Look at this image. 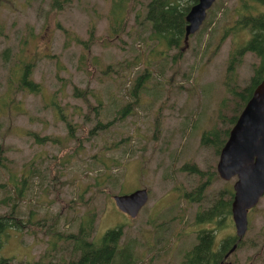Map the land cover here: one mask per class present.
<instances>
[{
    "label": "rangeland",
    "instance_id": "obj_1",
    "mask_svg": "<svg viewBox=\"0 0 264 264\" xmlns=\"http://www.w3.org/2000/svg\"><path fill=\"white\" fill-rule=\"evenodd\" d=\"M241 1L252 2L214 0L202 22L204 33L188 37L179 60L168 57L162 77L159 66L154 65L151 85L140 93L131 115L115 121L105 131L95 133L97 130L93 129L71 152L73 141L65 142L71 129L64 128L50 101L56 98L66 117L73 115L72 120L78 122L76 136L91 128L96 118L109 117L117 104L127 98L124 91L130 77L141 68L140 61L148 48L144 32L142 36L138 34L141 28L130 18L120 34L121 41L102 39L107 32L108 0H69L59 9L51 7L50 0H0V154L4 156L0 196L12 190L10 173L27 174L30 168L33 175L23 199L17 203V211L22 220L30 217V224L34 223L27 229L7 230L0 246L1 258L14 264L35 259L61 264L75 258L76 252L69 254L71 245L67 240H59L52 228L46 233V225L56 222L62 234L73 231L79 216L94 210L91 236L94 234L97 240L106 229L120 226L118 246H133L132 264L178 263L183 250L194 243L197 229L191 218L197 202L184 201L181 192L204 182V199L210 200L214 194L225 197L221 189H231L234 180V176L226 180L212 175L207 178V169L215 170L218 153L211 143L201 144L199 138L204 129L223 127L216 118V107L226 95L222 80L228 53L248 37L246 29L235 33L223 30L232 25ZM258 6L264 10V5ZM91 24L98 43L85 51L73 36L86 39ZM5 47L9 51L3 55ZM150 58L159 61L158 56ZM126 60L136 61V65L126 67ZM25 62L33 63L30 76L41 84L38 93L14 90L15 81H7L8 76L14 80L20 76ZM256 62L253 53L242 56L235 66L236 84L246 85ZM158 81L160 92L155 93ZM73 85L80 89L87 86L86 100L97 104L90 95L93 92L101 105L96 111L98 117L91 113V121L83 125L79 121L86 102L72 95ZM158 109L160 118L156 123ZM31 132L57 135L63 145L57 150L49 143L37 144ZM127 136V140H120ZM93 154L118 160V167L112 172L121 181L120 191L145 188L147 199L134 217L113 204L112 194L118 192V184H93L95 176L101 178L100 168L92 163ZM190 163L203 173L197 175L188 165L184 167ZM199 201V206L205 204L202 198ZM9 209V203L0 204V213ZM179 212L187 219L182 227L175 225ZM247 219L245 233L227 257L230 264H264V194L248 210ZM225 222L220 228L214 225L219 238L234 235L232 222Z\"/></svg>",
    "mask_w": 264,
    "mask_h": 264
},
{
    "label": "trees",
    "instance_id": "obj_2",
    "mask_svg": "<svg viewBox=\"0 0 264 264\" xmlns=\"http://www.w3.org/2000/svg\"><path fill=\"white\" fill-rule=\"evenodd\" d=\"M68 1L69 0H50V6L55 9H59L64 3ZM193 2H195V0H108L107 32L102 39L109 42L115 40L121 41L122 38L120 34L125 30V26L129 19L133 18L134 23L141 28V30L137 31V33L141 35L142 32H144V44L145 46L147 45L148 48L145 49V57L140 61V70L130 77V84L124 91V94L127 96V98L123 102L117 104L113 110L115 112L111 111L109 117H98V113L96 111L101 108V105L98 106L99 98L96 93L90 92V95L95 97L97 100V104H91L86 100V96L89 93L87 86L83 87L82 89L76 87V85L72 86V95L80 97L86 102V109L79 121L80 124L83 125L87 121H91V113L97 114L98 117L96 118L93 126L86 130V132L85 129H83V132L76 136L74 129L75 124L78 122L72 120V114L70 115L71 118H67L66 112L62 111V107L56 102V98H52L50 103L55 107V114L58 115L60 119H62L64 128L71 129V131L65 135V137L68 139L65 142L73 141V145L70 146L71 152L76 151V145H80L82 137L84 135L87 136L90 134L93 129L97 130L95 133L105 131L115 121H121L126 115H131L132 108L137 104L140 93L144 92L145 89L151 85L150 81L153 79V74L155 73L154 65L159 66L160 76L162 77L168 57L172 61L180 59L182 55L181 49L185 43V39L183 38L185 24L184 16L189 6ZM255 2H257L259 5H264V0H252V2L241 1L239 7L235 9L236 17L234 18L232 25L226 27L223 30V33H235L239 29H246L248 32V37L243 43L235 44L228 53L225 73L223 74L222 80L226 95L224 94L221 97L216 107V118L223 124V127L211 126L210 128L202 130L200 134V143H211L212 146L215 147L216 153H218L219 148L225 141L229 128L233 124L236 116L249 97L252 88L256 83L264 79V10H261L258 4ZM210 9V7L207 9V13H209ZM139 11H141V13H139ZM204 30L205 26L202 25L197 30V34L204 33ZM96 38L97 37L94 35L93 24L90 25L86 39H80L76 36H73L75 43L80 44L82 49L85 51H87L94 42L98 43ZM136 46L138 47L139 45ZM169 49H172L173 53H168L167 51ZM8 51V48L5 47L2 50L3 55H5ZM246 52L253 53L257 57V62L252 66V72L246 85L240 87L238 84H236L234 71L235 66L240 63L242 56ZM156 56L159 57V61H154L150 58ZM135 59L137 60V58ZM120 64L121 60L118 61V65ZM131 64L136 65V61L126 60V67H129ZM32 65L33 63L31 62H25L21 68L20 76L15 80L9 76L7 77L8 82L12 83L15 81L13 85L14 90L25 89L26 91L32 93L40 92L41 84L33 80L30 76ZM107 67H110V65L107 64ZM110 71L114 73L116 72L115 69L111 68ZM11 74V76H13V72ZM121 74L122 72L118 73V75ZM149 82L150 84H148ZM160 85L161 81H158V84L154 86L155 93L160 92ZM159 113L160 109H158L154 117V121L156 123H158V119L160 118ZM32 138L37 144H52L56 146L57 150L59 146L61 147L63 145V140H60V138L54 134L45 133L40 135L38 132H33ZM127 139L128 136L120 138V140ZM115 143L116 142H114V145ZM1 151L2 146H0V152ZM53 156L54 155H52V157ZM92 156H94L92 163H95L97 169L100 168L101 171V178L99 179L97 176H95L93 184L98 185L99 183L106 185L112 182L111 186L115 187L118 184V192H122L120 191L121 181L118 180V174H113L112 172L113 168L117 169L119 164L118 160L104 155L93 154ZM104 157L105 159H103ZM3 159L4 156L0 154V166H3ZM186 165L189 166L190 171L195 172L197 175H201V173H203V171L198 169L193 163L184 164V167ZM28 170L27 174H19L18 176L17 174L10 173L9 181H11L10 184L13 186L12 190L10 193H8L9 190L6 192L4 191L0 196V204L6 205L9 203L10 205L9 210L0 213V246L2 245L3 237H5L4 235H6L9 228L27 229L30 228L29 225H34L33 222L30 224V217H26V220H22V217L18 216L19 213L17 211V203L23 199L24 192L29 187V178L31 175H33V171H31L30 168H28ZM97 173H99V171ZM206 174L207 178H209L210 175H212V177H216V171L214 169H207ZM202 183L204 182H201L195 188V193L197 194L195 198H203V189H201ZM3 185V183H0V186ZM225 194L226 197L228 196L225 201L222 199H215L210 204L209 209L213 215H216L217 213L216 210L218 209V204H220L221 212L223 203L228 207L232 197V188H228ZM254 206L250 209H253ZM31 212L32 210L29 211V213ZM57 217L58 216L55 215L54 221H57ZM94 217V210H87L79 216L78 223L73 231L64 232L62 234V231L58 230L56 222H53L51 226L46 225L45 232H51L49 228H52L54 233L57 234V238L59 240L66 239V242L69 241L71 243L72 250L76 251L80 247L85 248L87 257L91 256L94 252H101L107 255H103L101 259L88 258L90 264H93L94 262L97 264H110L116 252L127 250L131 244L123 245L121 247L118 246V239L122 233L120 226L106 229L97 240L93 239L91 234L94 227ZM198 221L200 222V219H198ZM43 223L44 218H41L40 224L42 225ZM234 240L235 236H230L231 243L234 242ZM222 245L223 242L221 243V246ZM207 247L208 246L205 242L204 248L207 249ZM204 248L202 249L204 250ZM215 253H217V251ZM187 255L190 254L187 253L186 256ZM217 259L218 256L216 254L214 260ZM3 260H5V258L0 257V262ZM119 261L127 263L133 262L132 258H123ZM27 264L58 263H51L50 261L35 259L33 261L27 262ZM61 264H74V261H62ZM184 264H189L188 260H184Z\"/></svg>",
    "mask_w": 264,
    "mask_h": 264
},
{
    "label": "water",
    "instance_id": "obj_3",
    "mask_svg": "<svg viewBox=\"0 0 264 264\" xmlns=\"http://www.w3.org/2000/svg\"><path fill=\"white\" fill-rule=\"evenodd\" d=\"M213 1L195 0L189 6L184 16V39L198 28ZM215 170L224 180L235 176L230 212L234 235L239 240L246 230L247 211L264 194V79L252 88L229 128L219 148ZM112 199L116 208L134 216L146 201L147 192L143 187H136L127 192H116ZM235 246L236 243H232L228 251ZM0 264L14 263L5 259Z\"/></svg>",
    "mask_w": 264,
    "mask_h": 264
},
{
    "label": "flooded vegetation",
    "instance_id": "obj_4",
    "mask_svg": "<svg viewBox=\"0 0 264 264\" xmlns=\"http://www.w3.org/2000/svg\"><path fill=\"white\" fill-rule=\"evenodd\" d=\"M216 176L217 177L219 176L217 172H216ZM204 184L205 183H202L201 189L204 188ZM198 185L199 184H196L192 189L183 190L181 192V196H182L184 201H187V202L195 201V202H197V203H195L196 205L194 203L190 202L191 204H194V207L192 209L193 211H192L191 218H192L193 223L197 226V229L195 230V241H194V243L189 248L183 250L177 264H184V260H188L189 264H230L229 260H227V257L229 256L231 251H228V250H229L231 244L234 242L236 243V246H237V243L240 241V239L242 237L239 240H236V237H235L234 242L231 243V241H230L231 234H226L223 237L219 238V237H217V234H216L217 232H216V229L214 228V225H216L215 226L216 228H220L223 225V223H226L225 220L232 222L231 212H230V202H229L228 207L223 203L222 212L220 209V204H218V209L216 210L217 211L216 215H213L209 209L210 204L215 199H222L223 201H225L228 198V196L227 197L226 196L221 197L220 195L216 196L214 194L213 198L212 199L210 198L211 201L202 198L203 203H205V204L199 206V204L201 203V201H199V200H201V199L195 198L197 196V194L195 193V188ZM231 188H232V185H231ZM221 190H222L223 194H225L227 192V189H224V190L221 189ZM204 193L205 192L203 189L202 190V196L204 195ZM193 198H195V199H193ZM209 201H210V203H209ZM198 219H200V222L198 221ZM186 220L187 219L185 218V215L182 212H179L176 215L175 225H179L180 227H182L183 223ZM221 223H222V225H220ZM204 224H211L212 226H210V227L200 226V225H204ZM215 235H216V238H215ZM233 236H235V235H233ZM205 242L208 246L207 249L204 248ZM222 242H223V245L221 246ZM67 243H68V245H71V243L69 241ZM71 248L72 247L69 248V254H73L74 252H76V257L72 258V259H68L67 261L72 260V261H74V264H90L88 258H90V259H93V258L94 259H101L103 255H106L105 253L94 252L91 256L87 257L85 248L80 247L76 251L72 250ZM202 248H204V250ZM132 250H133V246H129V248H127V250L116 252L115 255L113 256V258L115 257V261L111 262L110 264H112V263H114V264H132V263L119 261L120 259H123V258H126V259L132 258V260H133V256H132L133 251ZM216 251H217V253H215ZM187 253L190 255L186 256ZM216 254L218 256V259L214 260ZM93 264H97V263L94 262Z\"/></svg>",
    "mask_w": 264,
    "mask_h": 264
},
{
    "label": "bare ground",
    "instance_id": "obj_5",
    "mask_svg": "<svg viewBox=\"0 0 264 264\" xmlns=\"http://www.w3.org/2000/svg\"><path fill=\"white\" fill-rule=\"evenodd\" d=\"M207 13V10L205 11V14ZM202 22H203V20L201 21V23L199 24V26H198V28L197 29H195L193 32H191V33H188V35H187V37L185 38V42H186V40L188 39V37L190 36V35H193V33L195 34L196 32H197V30L202 26ZM220 177V176H219ZM232 177V176H231ZM230 177V178H231ZM221 178V177H220ZM234 178H235V176H234ZM221 179H223V178H221ZM229 179V178H228ZM260 198V197H259ZM258 202V201H257ZM145 203V202H144ZM143 203V204H144ZM142 204V205H143ZM141 205V206H142ZM140 206V207H141ZM140 207H139V209H140ZM119 211H121V212H123V213H125L127 216H129V217H134L137 213H138V211H139V209H138V211L136 212V214L134 215V216H131V215H129L128 213H126V212H124V211H122V210H120L119 208H117ZM248 212V211H247ZM247 225H248V219H247ZM246 229H247V226H246ZM246 231V230H245ZM245 231H244V233H245ZM243 233V234H244ZM95 237L96 236H94V234H93V239H95ZM235 248V247H234ZM234 248L231 250V252L234 250Z\"/></svg>",
    "mask_w": 264,
    "mask_h": 264
}]
</instances>
